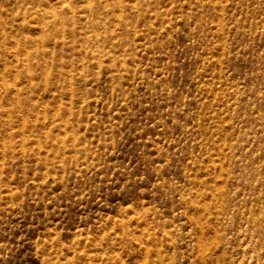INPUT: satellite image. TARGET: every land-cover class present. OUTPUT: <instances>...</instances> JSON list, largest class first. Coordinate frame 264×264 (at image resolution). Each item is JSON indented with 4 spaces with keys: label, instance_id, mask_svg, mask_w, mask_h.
<instances>
[{
    "label": "rangeland",
    "instance_id": "rangeland-1",
    "mask_svg": "<svg viewBox=\"0 0 264 264\" xmlns=\"http://www.w3.org/2000/svg\"><path fill=\"white\" fill-rule=\"evenodd\" d=\"M0 264H264V0H0Z\"/></svg>",
    "mask_w": 264,
    "mask_h": 264
}]
</instances>
